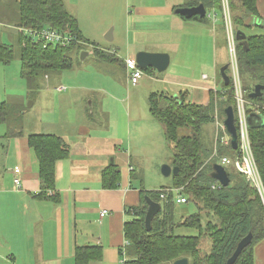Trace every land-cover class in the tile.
I'll use <instances>...</instances> for the list:
<instances>
[{"label": "trees", "instance_id": "obj_1", "mask_svg": "<svg viewBox=\"0 0 264 264\" xmlns=\"http://www.w3.org/2000/svg\"><path fill=\"white\" fill-rule=\"evenodd\" d=\"M227 1L235 31L240 30V26L249 27L258 25L259 22L264 23V19L259 17L257 0ZM200 3L207 13L210 10L221 11L220 29L224 31L221 0H186L181 5L173 6V10ZM17 6L18 28H52L72 36V40L65 45H43L34 44L20 34L17 49L13 44L0 41V62L8 64L17 57L21 63V75L29 77L26 79L27 97L38 87L37 83L32 84L31 78L40 71L73 68L78 62L81 49H89L97 60L115 65L123 73L126 72L124 59L118 56L114 49L100 47L83 36L76 17L68 11L63 0H18ZM179 16L184 20L211 22L207 14L203 17L195 15L189 19ZM246 41L245 47L236 40V55L239 72L247 73L255 80L246 93V99L261 106L258 112L263 117V123L261 126L249 128V139L264 187V90L260 97L252 98L248 95L256 84L264 85V34H246ZM142 70L149 72L152 68ZM222 86V91L209 89V101L206 104L191 102L186 92H180L176 97L161 91H152L147 95L149 113L162 126L164 140L173 151L172 166H176L178 170L170 175V186H160L157 189L141 188L139 204L126 209V212L133 216L123 227L128 249L127 264H160L173 262L181 257H187L189 264H226L239 240L248 232L252 233L251 243L243 248L233 264H255V246L264 239V203L261 195L253 184L232 167L226 168L230 178L227 186H221L217 180L211 178L209 173L213 161L206 162L211 149L204 148L200 140L201 126L216 120L215 107L219 105L220 98L223 99L221 111L219 109L223 115L222 120L225 117L224 108L232 106L237 128L232 83L229 80L228 85L222 83ZM247 112L251 113L252 109H247ZM9 113V106L5 100L1 101L0 124L8 123ZM21 133V130L8 126L0 139L19 136ZM27 142L38 162L39 191L35 197L58 202L55 163L69 156V143L62 136L51 133L30 134L27 136ZM229 150L232 151L228 147L219 146L218 153L228 154ZM231 154H234V151ZM119 181L120 171L116 164L111 162L102 169L103 188L115 189ZM173 190L185 196L187 202L196 207V212L183 216L179 222L175 221V208L178 203ZM162 193L165 195L164 199L160 198ZM145 196L161 203V210L153 217L149 231L144 225L147 210ZM178 226L194 228L198 235L175 234L174 230ZM203 235L210 239L208 252H202L199 246ZM101 258L100 245L74 247V264H91Z\"/></svg>", "mask_w": 264, "mask_h": 264}, {"label": "crops", "instance_id": "obj_2", "mask_svg": "<svg viewBox=\"0 0 264 264\" xmlns=\"http://www.w3.org/2000/svg\"><path fill=\"white\" fill-rule=\"evenodd\" d=\"M63 1L68 11L76 17L83 36L101 46L91 39L95 36L83 20L88 18L92 24H96L95 14L88 12L89 8H83L81 0ZM137 1L140 4L139 11L147 14V17L159 21L173 20L180 27L194 30L199 35L207 33L209 28L212 31L218 29L215 26L213 28L216 20L210 22L211 24L201 23L184 20L177 15L173 6L181 5L186 0L173 4L165 3L166 0L162 4L156 1L153 7L141 4V0ZM14 2L18 4V0H0V40L8 44L20 39L18 13L10 9ZM261 4L262 0H257L259 17L264 19V8H261ZM110 31L112 38L106 41L113 40V29ZM176 46L177 44H173V50H176ZM169 58L170 64L171 57ZM123 74L126 79L125 73ZM150 74L154 75L152 72ZM144 80L141 76L134 84L135 88L142 86ZM168 82L177 86L184 85L175 79L166 81ZM72 88V93L77 91L81 94L85 90L83 95L91 97V110L96 107L97 110L113 113L112 123L108 124V130L97 123L91 126L89 120L93 111L88 114L84 108H80L75 116L69 114L60 107L62 100L67 101L68 94H62L64 87H57L55 90H45L50 97L45 102L38 103V113L32 112L31 115V111L25 110L22 133L19 136L0 139V264H74L73 250L76 245L102 247L101 260L91 264H119L122 253L127 257L123 227L133 216L126 209L137 206L140 189H147L143 184H136L132 178L137 167L132 159L135 142L132 137H128V128L131 132L134 121H131L130 113L134 108L131 106L128 91L124 92V89L84 85H74ZM94 89L99 93L97 99L91 91ZM205 90L209 101V89ZM180 92L188 94V91L179 90L172 95L176 96ZM35 104L34 101L31 105ZM113 124L117 125L116 128ZM3 126L5 125L0 124V136L6 131ZM36 133L60 135L70 146L69 156L55 163L58 202L35 197L39 191L38 162L28 145L27 136ZM111 162L119 168L120 181L117 188L105 189L101 182V171ZM15 168L20 169L19 188L13 183ZM103 210L106 213L101 216L100 212ZM254 257L255 264H264V239L256 244Z\"/></svg>", "mask_w": 264, "mask_h": 264}, {"label": "rangeland", "instance_id": "obj_3", "mask_svg": "<svg viewBox=\"0 0 264 264\" xmlns=\"http://www.w3.org/2000/svg\"><path fill=\"white\" fill-rule=\"evenodd\" d=\"M156 1L162 4L163 0H141L139 2H142L141 4L145 6L153 7ZM184 1L166 0L165 3L171 2L173 4V2ZM263 1L261 8H264ZM81 3L83 8L84 6L86 9L89 8L88 12L95 14L94 19L96 24H92L88 18H83L88 26V30L95 36L91 38L92 40L98 44L100 43L102 47L115 49L117 55L120 57H126L127 55L134 56L136 52L143 50L147 52L167 53L171 57L168 68L162 72H158L155 69L149 72L143 71L142 78L145 79L144 84L135 88V85H132L127 78H124V74L119 67L99 61L90 56L84 61H79L78 59V62L71 69L38 72L35 77L31 78L32 84L37 83L38 87L32 91L30 97L26 98V87H28L26 79H29V77L21 75V63L19 59L16 57L8 64L0 62V102L5 100L10 108L9 124L1 125H5L3 126L4 130H7L8 126L15 130H21L25 110L31 111V115L32 112L38 113V103H43L50 97L45 90H55L57 87H64L65 90H62V94H68V96H66L67 101L62 100L63 103H61L60 107L73 116L81 110L80 108H84L85 111L87 110L88 114L93 111L89 120L92 123L91 126L97 123L103 129L108 130V124L112 123L113 113H109L108 110H97L96 107H93V110H91L89 105L91 97L83 95L85 90L81 94L77 91L72 93L74 90L72 86L84 85L91 87H112L118 90L124 89V92L128 91L131 106L134 108L130 113L132 117L131 121H134L131 124V132H129L128 128V137H132L135 142L133 143L135 147L132 159L137 169L134 172L133 181L138 185L143 184L147 189L170 186L172 184L171 177L164 176L160 169L162 164L172 166L173 151L169 144L164 142L165 138L163 130H161L162 126L149 113L147 95L150 91H164L172 95L181 90L188 91L187 98L191 102L206 103L208 101L206 88L213 89L214 91L223 90L222 83L224 82L220 68L230 62L231 55L225 44V29L221 31L219 28L222 23L221 11H208L212 14L214 12L217 13V19L214 22L215 25L213 24V28L218 27V29H213L212 31L209 28L207 33L199 35L194 30L180 27L173 20L165 19L159 21L156 18L147 17V14L139 11L138 7L140 4L137 0H81ZM17 8L16 2L10 6V9H14L16 13H18ZM259 24L261 25L262 23L259 22ZM259 24L249 27L240 26V30L247 35L264 34V27L259 26ZM110 29H113V40L106 41L104 35ZM11 44L16 49L18 48L17 39ZM173 44H177L176 50H173ZM150 72L154 75H151ZM226 72L230 74V69L229 71L227 69ZM240 78L246 97L247 91L255 80L253 76L244 72L240 73ZM170 79H175L178 83L184 85L177 86L174 83H166ZM91 91L94 96H97V99L99 97L98 90L94 89V91ZM124 95L122 94V96ZM20 97H23L25 101L20 99ZM34 101L36 104L31 105ZM96 105H98V102H96ZM222 106L223 99L220 98L219 105L215 107L214 115L216 116V120L202 125L200 129V140L204 148L211 149V151L214 148L217 130L220 128L218 123L222 120V112L220 113ZM28 116L29 114H27ZM116 124H118L117 121ZM151 128L154 129L152 130ZM231 152L229 150L228 154L230 155ZM173 193L175 196L178 195L175 190H173ZM193 212H196L194 204L190 202L178 203L175 208V221L179 222L183 216ZM203 219L205 220V217ZM174 233L180 235H198L196 229L184 226L176 227ZM199 246L202 252L209 251L210 239L207 235L201 236Z\"/></svg>", "mask_w": 264, "mask_h": 264}, {"label": "built area", "instance_id": "obj_4", "mask_svg": "<svg viewBox=\"0 0 264 264\" xmlns=\"http://www.w3.org/2000/svg\"><path fill=\"white\" fill-rule=\"evenodd\" d=\"M222 1V17L225 29V38L226 45L228 51L231 55V60L228 63V71L230 69L229 80L232 83L233 87V95L236 103V120H237V148L232 149L230 142V135L226 131L223 121L221 120L218 125L220 128L217 130L216 141L214 143V148L209 155V158L206 162L218 163L223 167L228 168L232 167L239 173H241L247 181L253 184L258 190L259 194L264 203V187L259 174L258 167L256 165V161L253 155V151L251 148V143L249 139V126L247 117L248 112L247 109L251 108V113H258V109L261 108L260 104H253L248 101L244 95V90L240 78V72L237 63V55H236V38H235V30L232 26V21L229 14V7L227 0ZM207 16L214 22L217 19V13L214 12H206ZM19 33H21L25 38L30 40L34 44L42 43L43 45L47 44H60L65 45L72 40V36L62 33L56 29L52 28H42V29H34V28H19ZM125 63V73L126 78L131 84H136L138 80L141 78L143 74V70L137 65L134 57H126L124 58ZM60 90V88H59ZM264 107V103L262 104ZM234 123H235V114H234ZM236 127V125H235ZM219 146L228 147L234 154H223L220 155L218 153ZM19 168L14 169L15 177L13 178V183L19 188L21 186V180L19 177ZM214 187V186H213ZM50 193V192H48ZM161 199L165 198V195L162 193L160 195ZM175 200L177 203H185L187 199L185 196L178 194L175 196ZM106 211L103 210L100 212V215H105ZM119 264H127V257L123 253L121 255Z\"/></svg>", "mask_w": 264, "mask_h": 264}, {"label": "water", "instance_id": "obj_5", "mask_svg": "<svg viewBox=\"0 0 264 264\" xmlns=\"http://www.w3.org/2000/svg\"><path fill=\"white\" fill-rule=\"evenodd\" d=\"M175 13L189 19L195 15L203 17L206 15V9L203 4H198L195 6H181L175 9ZM264 27V23L261 24ZM111 31H108L107 35H105V39L111 40ZM236 40L240 41L243 46L246 47V34L240 30L235 32ZM246 49V48H245ZM93 56L92 52L89 49H81L78 53L79 61H84L88 57ZM135 61L137 65L141 68H152L158 72H162L167 69L169 65V54L162 53V52H147V51H138L135 54ZM228 68V64L223 65L220 68V73L223 78V82L225 85L229 83V75L226 73ZM262 90H264L263 84H256L253 90L248 94L249 97L255 98L260 97L262 94ZM175 96V95H174ZM176 97V96H175ZM32 104V103H31ZM224 119L223 125L230 135V142L232 149L237 148V132L234 123V110L232 106H226L224 108ZM248 126L250 127H257L261 126L263 123V117L261 114L258 113H250L247 117ZM161 173L164 176H170L172 173H176L178 168L176 166H171L169 164H162L161 165ZM209 176L218 181L221 186H227L230 182V178L228 173L221 164L213 163L211 166V171ZM145 200L147 203V210L144 218V225L146 230H150L152 227V220L153 217L161 210V203L155 200L150 199L148 196H145ZM252 240V233L248 232L243 238L239 240L236 245V248L232 255L227 259L226 264H233L240 252L251 243ZM172 264H189L187 257H181L173 261Z\"/></svg>", "mask_w": 264, "mask_h": 264}]
</instances>
